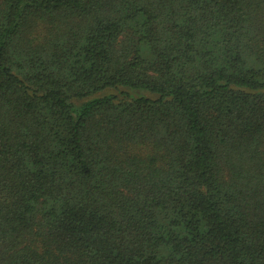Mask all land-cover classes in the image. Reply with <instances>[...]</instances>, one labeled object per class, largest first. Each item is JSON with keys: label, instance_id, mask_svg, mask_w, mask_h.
<instances>
[{"label": "trees", "instance_id": "1", "mask_svg": "<svg viewBox=\"0 0 264 264\" xmlns=\"http://www.w3.org/2000/svg\"><path fill=\"white\" fill-rule=\"evenodd\" d=\"M0 264H264V0H0Z\"/></svg>", "mask_w": 264, "mask_h": 264}]
</instances>
